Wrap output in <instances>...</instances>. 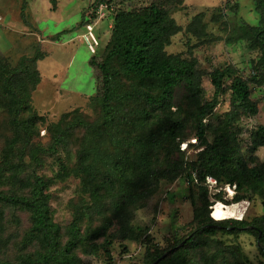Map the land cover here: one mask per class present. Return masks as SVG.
<instances>
[{
  "label": "trees",
  "instance_id": "trees-1",
  "mask_svg": "<svg viewBox=\"0 0 264 264\" xmlns=\"http://www.w3.org/2000/svg\"><path fill=\"white\" fill-rule=\"evenodd\" d=\"M182 2L176 0L175 4ZM165 3L153 1L140 8L119 9L114 14L111 36L102 57L93 56L90 61L98 70L97 93L90 98V104L101 112V122L88 123L80 115L79 108L64 113L55 124L51 148L54 149L67 129L73 126L85 128L86 135L78 154L79 173L93 196L96 214L106 218L107 226L112 218L106 217V213L117 218L123 240L138 239L129 225L130 208L153 194L161 180L173 181L185 174L189 183L201 184L205 204L203 213L195 216L203 218L200 225L189 237L181 239L183 243L179 248L156 264H184L187 251L212 248L220 242L213 236L223 230L230 233L245 230L255 234L264 257V214L251 221L212 217V206L216 201L226 204L251 202L256 195L264 199V162L254 166L247 162L236 126L242 116L259 113L258 102L251 97L250 82L264 85V0H254L261 17L260 24L242 22L236 31L238 35L228 37V42L249 40L259 49L258 57L251 61L256 73L248 78L238 75L233 65L206 71L192 54L167 52L171 38L182 30V26L171 17ZM100 4H104L102 0L97 1L95 7ZM233 7L238 13L237 1ZM205 15V11L196 14L186 27L188 33L201 40L208 36ZM91 21L93 19L87 18L81 25ZM43 57L40 52L33 57L24 56L12 67L8 59L0 55V103L12 117L15 131L6 143L4 168L12 172L8 177L10 180L28 190L27 194L0 191V203L29 211L31 224L23 245L36 242L40 247L35 254L19 256L17 262L0 261V264H84L77 250L82 249L89 255L98 254L101 245L97 238L104 235L101 230L83 229L73 220L67 227V238L63 240V228L52 215L49 180L37 174L21 178L19 174L24 172L25 166L12 160L17 148L21 153L31 148L35 158L43 151L41 147H32L33 129L39 121L46 119L32 105V91L41 80L37 62ZM206 76L215 88L211 101L204 99ZM229 77L231 82L226 85ZM228 91L231 92L230 109L217 123H206L204 120L217 105L219 95ZM186 105L190 107L186 108ZM26 112L30 116L23 119L21 115ZM70 113L76 114L75 121L68 119ZM192 120L196 140L206 147L198 160L186 162L182 155L188 145L183 143V138ZM69 121L72 123H67ZM209 131L215 135L213 142L207 138ZM253 138L251 152L254 154L264 146V125L258 126ZM165 148L171 153L162 162L159 155ZM255 159L254 156L250 158L251 161ZM4 168L0 170V176L4 175ZM210 177L215 182L209 181ZM227 186L234 188L232 199L225 197ZM107 245H104L105 251L109 253ZM220 252V256L231 254L235 264H247V257L238 245ZM163 254L164 251L152 253L149 263L157 261ZM204 258L202 263L194 264H215L219 253L207 254Z\"/></svg>",
  "mask_w": 264,
  "mask_h": 264
},
{
  "label": "rangeland",
  "instance_id": "rangeland-1",
  "mask_svg": "<svg viewBox=\"0 0 264 264\" xmlns=\"http://www.w3.org/2000/svg\"><path fill=\"white\" fill-rule=\"evenodd\" d=\"M97 1L99 0H0V55L5 56L12 67L17 66L24 56L33 57L37 52L44 56L37 62L41 80L32 91L34 110L46 118L39 121L33 129L32 147H41L43 151L35 158L31 148L25 153L17 148L12 160L24 164L25 170L19 174L21 178L37 174L49 180L52 215L63 228V240L67 238V227L73 220L83 229L89 227L104 232V235L97 238L101 245L98 254L89 255L82 249L77 250L84 264H156L149 263L152 253L164 251L157 262L165 258L182 245L181 239L189 237L200 225L203 218L195 216L203 213L202 207L205 204V191L201 184L195 181L189 183L185 174L173 181L161 180L153 194L130 208L132 215L129 225L137 233L138 239L123 240L117 218L106 213V217L112 218L111 224L107 226L106 218L96 214L93 196L79 173L78 154L86 135L85 128L73 126L67 129L54 149L51 148L55 124L64 113L79 108L80 115L88 123L101 122V112L90 104V98L97 93L98 87V70L90 61L93 56L97 59L102 57L111 36L114 14L119 9L140 8L160 0H102L104 4L96 8ZM163 1L166 2L171 17L182 26V30L171 38V43L166 47L167 52H182L185 56L192 54L197 57L199 66L206 71L233 65L237 74L244 78L256 73L251 61L258 57L259 49L249 40L228 42V37L238 35L236 31L242 22L260 24L261 17L254 0H183L182 4H175L176 0ZM236 1L239 3L238 13L233 7ZM101 9L105 17L98 21L95 30L100 37V45L94 54L87 43L82 41V34L86 30L81 24L87 18L97 20ZM202 11L206 13V40L186 31L193 17ZM230 82L231 78H226L225 84ZM203 86L204 99L211 101L215 88L208 76L204 78ZM250 86L251 97L257 100L259 113L255 116H242L236 126L241 149L247 162L254 166L264 162V146L259 147L254 154L251 152L253 133L260 124L264 125V85L251 81ZM230 107L231 92L220 94L217 105L204 121L217 123ZM172 109L176 111V107ZM29 116V112L21 115L23 119ZM68 119L75 121L76 114L70 113ZM11 121L12 117L5 105L0 103V170L4 168L7 140L15 132ZM193 125L192 120L185 129L183 138V143L188 145L182 155L186 162L198 160L206 147L196 140ZM207 138L209 142H213L214 133L209 131ZM20 139L22 143L23 136ZM170 153L166 148L161 149L159 157L162 162ZM252 156L256 158L254 161L250 160ZM11 174L10 170L6 171L4 168V175L0 176V191L27 194V189L8 178ZM229 187L224 189L225 197L232 199ZM232 189L234 192V188ZM216 202L212 207L214 219L213 208ZM239 202L240 209L244 211L238 218L245 215L242 219L251 221L264 214V199L259 195L254 196L251 202ZM30 224L29 211L0 203V261L17 262L19 256L35 254L40 250L36 242L29 246L23 245V238ZM213 238L220 242L212 248L190 249L186 253L184 264L202 263L205 255L216 253H219V258L215 264H235L231 254L220 256V251L224 248H236L237 245L247 257V264H264L255 234L245 230L234 233L223 230L218 231ZM106 243L109 253L105 251Z\"/></svg>",
  "mask_w": 264,
  "mask_h": 264
},
{
  "label": "bare ground",
  "instance_id": "bare-ground-1",
  "mask_svg": "<svg viewBox=\"0 0 264 264\" xmlns=\"http://www.w3.org/2000/svg\"><path fill=\"white\" fill-rule=\"evenodd\" d=\"M228 192H230L229 193L230 196L233 195L234 192L231 186L228 188ZM216 203L217 204L215 205V208L213 209H214V215H215L214 217L218 220L227 219V218L242 219L245 216L243 215V217L241 218L237 217V216H241L244 211L240 209V205H239L240 202H232L230 204H226L222 201H217ZM212 216H213V211H212Z\"/></svg>",
  "mask_w": 264,
  "mask_h": 264
},
{
  "label": "built area",
  "instance_id": "built-area-1",
  "mask_svg": "<svg viewBox=\"0 0 264 264\" xmlns=\"http://www.w3.org/2000/svg\"><path fill=\"white\" fill-rule=\"evenodd\" d=\"M99 18L97 20H93L91 22H86L83 27L85 28L86 32L82 34V41L86 42L88 45L89 50L96 54L98 47L100 45V37H98L97 33L95 32L98 21H100L103 17H105V13L102 9L99 11ZM209 181L215 182V180L210 177Z\"/></svg>",
  "mask_w": 264,
  "mask_h": 264
},
{
  "label": "water",
  "instance_id": "water-1",
  "mask_svg": "<svg viewBox=\"0 0 264 264\" xmlns=\"http://www.w3.org/2000/svg\"><path fill=\"white\" fill-rule=\"evenodd\" d=\"M232 197V196H231ZM155 262H157V261H155Z\"/></svg>",
  "mask_w": 264,
  "mask_h": 264
},
{
  "label": "crops",
  "instance_id": "crops-1",
  "mask_svg": "<svg viewBox=\"0 0 264 264\" xmlns=\"http://www.w3.org/2000/svg\"><path fill=\"white\" fill-rule=\"evenodd\" d=\"M112 26V25H111Z\"/></svg>",
  "mask_w": 264,
  "mask_h": 264
}]
</instances>
